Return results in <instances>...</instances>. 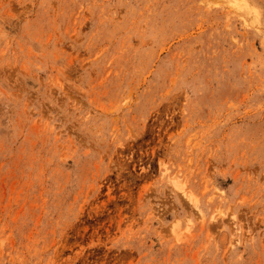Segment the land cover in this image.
Returning a JSON list of instances; mask_svg holds the SVG:
<instances>
[{"label": "rangeland", "instance_id": "obj_1", "mask_svg": "<svg viewBox=\"0 0 264 264\" xmlns=\"http://www.w3.org/2000/svg\"><path fill=\"white\" fill-rule=\"evenodd\" d=\"M0 264H264V0H0Z\"/></svg>", "mask_w": 264, "mask_h": 264}]
</instances>
